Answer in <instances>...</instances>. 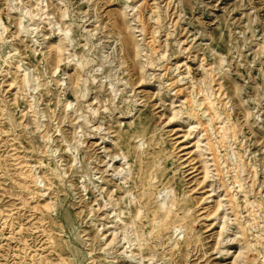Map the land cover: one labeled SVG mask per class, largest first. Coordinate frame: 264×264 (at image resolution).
Here are the masks:
<instances>
[{
	"label": "rangeland",
	"instance_id": "rangeland-1",
	"mask_svg": "<svg viewBox=\"0 0 264 264\" xmlns=\"http://www.w3.org/2000/svg\"><path fill=\"white\" fill-rule=\"evenodd\" d=\"M0 264H264V0H0Z\"/></svg>",
	"mask_w": 264,
	"mask_h": 264
},
{
	"label": "bare ground",
	"instance_id": "bare-ground-1",
	"mask_svg": "<svg viewBox=\"0 0 264 264\" xmlns=\"http://www.w3.org/2000/svg\"><path fill=\"white\" fill-rule=\"evenodd\" d=\"M57 46L59 47V50H62V47H60L59 45H57ZM23 79H24V78H23ZM211 116H212V115H211ZM213 116H214V115H213ZM112 159H113V158H112ZM112 159H111V160H112ZM121 171H122V170H121ZM117 173H120V172L118 171ZM111 175H112V174H111ZM221 206H222V204H221ZM221 218H222V217H221ZM131 256H132V255H130V257H131ZM128 257H129V256H128ZM130 257H129V258H130Z\"/></svg>",
	"mask_w": 264,
	"mask_h": 264
}]
</instances>
